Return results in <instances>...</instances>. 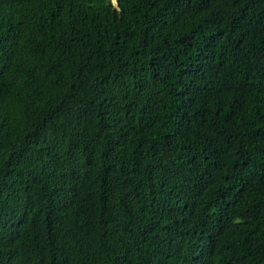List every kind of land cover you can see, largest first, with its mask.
<instances>
[{"label": "trees", "instance_id": "obj_1", "mask_svg": "<svg viewBox=\"0 0 264 264\" xmlns=\"http://www.w3.org/2000/svg\"><path fill=\"white\" fill-rule=\"evenodd\" d=\"M0 264H264V0H0Z\"/></svg>", "mask_w": 264, "mask_h": 264}]
</instances>
